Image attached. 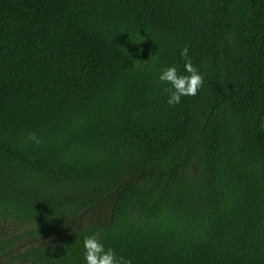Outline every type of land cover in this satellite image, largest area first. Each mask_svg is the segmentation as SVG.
Masks as SVG:
<instances>
[{"label": "trees", "instance_id": "16d2710c", "mask_svg": "<svg viewBox=\"0 0 264 264\" xmlns=\"http://www.w3.org/2000/svg\"><path fill=\"white\" fill-rule=\"evenodd\" d=\"M262 125L264 0H0V264H264Z\"/></svg>", "mask_w": 264, "mask_h": 264}, {"label": "clouds", "instance_id": "9594fccd", "mask_svg": "<svg viewBox=\"0 0 264 264\" xmlns=\"http://www.w3.org/2000/svg\"><path fill=\"white\" fill-rule=\"evenodd\" d=\"M181 57L186 61L184 69L188 75H178L174 66L162 70L159 75L160 82L171 85L170 88L165 89L169 96L167 100L169 106L179 104L182 97L195 96L203 85V76L188 57V46L182 49ZM26 142L36 145L43 143L35 133H29ZM83 247L86 264H131L130 260L122 256L117 257L113 249L106 250L96 234L86 236L83 240Z\"/></svg>", "mask_w": 264, "mask_h": 264}]
</instances>
